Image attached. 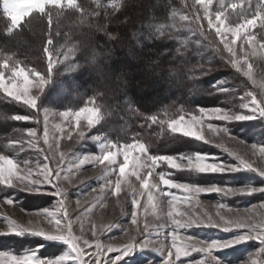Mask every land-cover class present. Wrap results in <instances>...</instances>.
I'll list each match as a JSON object with an SVG mask.
<instances>
[{"label":"snow or ice","instance_id":"snow-or-ice-1","mask_svg":"<svg viewBox=\"0 0 264 264\" xmlns=\"http://www.w3.org/2000/svg\"><path fill=\"white\" fill-rule=\"evenodd\" d=\"M13 0H3L2 10L4 16L9 21L7 32L11 34L14 30L19 29L26 21V18L32 17L33 14H39L41 17H46L49 27V36L44 47V53L47 56V70L41 72L37 68H31L23 65L20 61L12 60L10 56H6L0 60V93H3L2 98L10 99L27 110H32L26 115L13 114L10 119L15 122H32L35 124L41 123V114H43V143L49 149L55 145V152H46L40 146L41 136L37 135L36 128H28L23 131L26 136L21 135L18 138H12L8 142V149L16 154L24 151V145L33 149L37 153L35 162L31 158H27L23 163L8 155L0 154V185L5 188H15L21 192L29 194H47L57 198L55 210L42 209L34 212V215L41 217L47 221L49 227H40L32 222L28 224L17 223L16 220L5 217L7 221V229L0 231V236L15 235L23 237L31 235L36 238H41L47 241L63 242L68 251L53 260L40 259L36 252H31L21 256L0 253V264H113L112 259L103 261L101 258L105 253L116 252L118 255L115 260H120L123 256L131 254L136 245L133 238L122 249L111 244L104 245L100 242L95 228L91 230V236L95 239H90L85 235H76L73 229L72 217L68 213L66 204L67 195L60 185L57 183L60 180H67L68 176L62 175V168L59 165L64 161L65 154L60 153L59 159L56 158V152L59 151V139H64L63 133L65 129L60 128L62 135L57 139L49 134V120L55 119L57 116L64 120L67 127V139L72 138L73 125L79 126L80 121L84 118L87 121L88 129L100 123L101 120V105L84 106L77 111H64L55 113L48 110H41L39 107V97L44 92L46 85L49 84L56 58L59 57V51L54 47H49L53 44L51 29L53 25L52 9L56 10V15L59 16L67 9H76L81 13V21L84 18L92 15L98 16V11L89 12L81 5L76 3V0H41V2L30 9L16 10L10 5ZM95 2V0H94ZM213 0H192L188 12H180V19L185 21L183 27L187 28L191 35L196 36L199 40H195L197 45L201 42L200 38L207 41L213 46V51L220 56L236 73L246 77L253 87L264 89V82L257 84L254 79L253 65L249 58L255 57L259 53L264 52V0H219V6L212 7ZM199 5V7H197ZM100 5L97 3V8ZM114 9L119 5L113 4ZM186 7H189L186 5ZM177 13L173 11L172 19L174 20ZM203 21H207V30L203 27ZM259 32H256V29ZM98 30L105 31L110 39H115V36L108 34L106 28L101 26ZM158 34L163 36L166 33L163 28L158 29ZM214 34V37H213ZM57 35H59L57 26ZM259 37V39H258ZM219 43H216V40ZM222 45V47H221ZM227 54V55H225ZM206 74V72H202ZM221 84L226 82H220ZM35 89V91H33ZM219 92H229L231 89L218 87ZM249 98L248 102H243L244 98ZM241 107L247 109L248 115L236 114L226 109L221 108H199L195 111H190L181 108L178 118L166 114V119L158 120L157 115L146 116L147 121L151 124H159L163 128L166 123L167 129L173 134H180L186 138H192L196 141H201L208 144L210 141L206 138L205 127L208 133L213 135L222 134L230 139L237 140L232 137L226 127H217L206 121H246L253 120L257 117H264V92L257 95L256 92L246 90L241 97ZM92 104V100L88 101ZM198 113V114H197ZM190 114V118L188 117ZM78 141L85 139V132L81 130L77 134ZM99 139V137H93ZM240 143H244L241 142ZM224 148L223 144L216 145ZM253 150V155L259 154V157L264 160V145H250ZM151 145L147 141H142L139 134L134 137V142H109L104 145L103 150L98 155H88L85 157L89 163L105 165L104 173H118L117 179L114 181L113 195H119L122 184L131 185L129 177H135L139 182V187L130 186L131 204L133 211L131 214V223L137 224V208H144L151 211L158 219L161 213H165L166 219L171 227L165 235V239L170 238L169 244H161L156 250L164 256L163 264H220V261L213 255L214 251L222 250L249 240L257 241L261 247L258 249L257 255L264 254V213H251L249 209H245L246 215L241 218L239 215L234 218H226L219 211L217 217L219 220H214L207 213L204 216L207 219L201 218L196 212L190 216L178 210V201L181 197L173 194V189L180 190L184 196L183 201L186 204L196 208L199 204L198 197L200 194H225V195H252L256 192H264V188L255 189H237L233 190L228 187L219 185H194L186 182H176L167 170L157 172L156 169L161 165H167L168 169L180 171H188L195 174H225L235 173L242 170L256 172L264 178V167L255 166L253 162L245 159V157L237 152L230 151L224 148V151L233 157L238 163L236 165H226L224 162H218V158H211L209 161L208 154L196 153L192 156H169V155H154L149 149ZM43 155L45 163H39V156ZM122 156V163H119L117 158ZM49 161L55 163L56 167H49ZM186 161V163H185ZM82 163L84 161H81ZM158 177V182H151L153 176ZM45 185L51 186L52 191L45 189ZM111 180L106 181V186H112ZM163 186V187H161ZM146 199V204L141 205L140 200ZM196 200V203H193ZM4 202L12 205L16 203L14 198L5 197ZM217 209L226 208L230 212L239 213V209H232L224 203L216 204ZM259 208H264V203L257 205ZM26 211V210H25ZM165 225L156 227L157 239L159 238L160 230ZM192 227H208L217 228L228 232L233 230H243V234L233 239L228 243L224 242H201L195 237L187 234L181 235L179 230H188ZM149 225L144 224L142 231L148 234ZM140 231V229H138ZM141 247L144 242H141ZM42 247V246H41ZM86 249H94L87 251ZM38 251V249H37ZM192 253L201 254V258L194 261L182 260V257L191 256ZM89 258H85V257ZM251 264H257L253 259ZM259 264H264V259H260Z\"/></svg>","mask_w":264,"mask_h":264},{"label":"trees","instance_id":"trees-1","mask_svg":"<svg viewBox=\"0 0 264 264\" xmlns=\"http://www.w3.org/2000/svg\"><path fill=\"white\" fill-rule=\"evenodd\" d=\"M112 1L118 0H76L89 12L100 13L85 17L83 22L76 9L66 8L59 16L55 9L51 10L53 44L49 47L72 48L77 72L71 84L57 81L63 83L66 98L56 96L53 88L48 89L39 99V107L79 110L92 100L102 106L99 129L111 142H134L139 134L142 141L151 145L149 151L154 155L204 153L222 156L216 147L173 134L166 123L161 128L147 121L146 116L157 115L160 120L166 119V114L178 118L181 108L190 111L205 107L236 108L237 105L239 108L240 95L246 90L255 92V88L227 65L207 41L197 45L194 41L199 38L191 35L183 27L185 24L172 19L173 11L184 12L182 6L190 8L192 0H122L115 9L108 7ZM2 2L0 0V60L10 56L23 65L44 71L47 66L44 47L49 36L47 18L33 14L36 18H26L19 29L9 34V21L3 14ZM101 26L115 39L98 30ZM203 27L207 30L204 21ZM161 28L166 33L163 36L157 31ZM62 71L54 72V80H63ZM223 80L232 84L231 91H216ZM2 97L0 93V153L13 155L8 149L9 140L26 135L17 129L33 126L28 122L12 121L10 116L26 115L32 110ZM238 125L244 134L264 136V118L262 122ZM163 168L161 164L157 171ZM166 170L174 180L191 184H243L256 180L249 173L195 174L186 170ZM13 198L24 208H34L50 204L52 197L17 192ZM32 249H38L42 257L49 258L61 254L65 246L31 235L0 238V250L22 253Z\"/></svg>","mask_w":264,"mask_h":264},{"label":"rangeland","instance_id":"rangeland-1","mask_svg":"<svg viewBox=\"0 0 264 264\" xmlns=\"http://www.w3.org/2000/svg\"><path fill=\"white\" fill-rule=\"evenodd\" d=\"M99 2V0H97ZM122 0L112 1L108 4V7L113 8V4L120 5ZM41 0H13L10 5L12 8L19 9H30L37 6ZM227 2V0H225ZM256 0H253L255 3ZM107 5V4H106ZM182 6L184 12H188L189 8ZM219 0H213L212 7H218ZM199 7V5L197 6ZM183 12V11H182ZM177 15L175 17V21L181 24H185L186 22L180 19L179 11L176 12ZM204 24L207 26V21H204ZM258 29V28H257ZM256 29V30H257ZM255 30V31H256ZM214 36V34H213ZM203 43V39L199 44ZM222 46V45H221ZM211 49V48H210ZM60 53L59 57L56 58V63L54 66V71L51 77L49 84L46 85V88L39 99L43 96V94L48 89H52L56 92V96L61 98H66L67 93H65V88L62 85L68 83H72L76 72H77V64L75 63V52L72 48H60L57 49ZM209 50V49H208ZM212 50V49H211ZM250 63L253 65V73L254 79L257 81V84L264 82V52L259 53L255 57L249 58ZM58 69H63L61 72L62 79L58 78L54 80V72ZM47 66L44 71L46 72ZM60 76V77H61ZM247 80L246 77H244ZM57 81H65L62 84ZM222 82H226L223 84H218L216 88L224 85V88H230L232 90V84H229L226 80ZM252 85L251 82L248 81ZM253 86V85H252ZM64 88V89H63ZM35 91V89H33ZM217 91V90H216ZM255 92L257 95H260L264 92V89L259 87H255ZM3 94V93H2ZM237 94V93H235ZM243 95V93H242ZM240 97H242L240 95ZM249 98H244L243 102H248ZM96 105L93 101L92 104H87L86 106H94ZM41 110H48L55 113H60L64 111H77L71 109H57L55 107H40ZM209 108H219V107H205V109ZM221 109L229 110L230 112H235L236 114H250L247 109H243L241 106L238 108H230L225 107ZM198 114V113H197ZM102 117V112H101ZM186 118H190V115ZM264 117H257L253 120L246 121H206V123H212L217 127H226L228 132L232 137L237 140L230 139L228 136H223L222 134L213 135L208 133L207 128L205 127V135L206 138L209 139L208 145H212L221 151L222 156L209 155V161L211 162V158H218V162H224L226 165H236L238 162L231 157L228 152L224 151V148L229 149L230 151L237 152L245 157V159L254 163L255 166L264 167V160L259 157V154L256 153L253 155V150L250 145H264V136L254 135L252 133L245 134L240 129V123H250L252 121H261ZM43 114H41V123L35 124L30 123L31 126L37 129V135L41 136L40 146L44 148L46 152H55V145L53 144L52 149H49L47 145L43 143ZM102 123V118L100 123L94 126L92 129H88L87 121L82 118L79 126L73 125L72 127V138L67 139V123L59 118L58 116L53 120L50 118L49 120V134L51 136H55L57 139L62 135L60 128L63 127L65 132L63 135L64 139H59V151L56 152V158L59 159V154L64 153L65 159L59 165L62 168V175L68 176L67 180H60L57 183L60 185L61 189L66 192L67 199L66 204L68 206V213L72 217L73 229L76 235H85L90 239H95L91 236V230L93 227L95 228L99 240L104 245H113L120 249L126 246L133 238L136 241V245L133 248L132 252L128 256L121 257L120 260H115V257L118 255L116 252L105 253V255L101 258L103 261H107L108 259L113 260V264H163L164 256L161 252L156 249L161 246V244H169L170 238L168 240L165 239V235L168 231V228L171 225L168 223L166 219V210L165 213L160 214V218L158 219L155 215L151 213V211L146 210L144 208H137V224L133 225L131 223V214L133 211V207L131 204V191L130 186L135 185V187H139V182L136 181L135 177H129L128 179L131 182V185L122 184L121 192L119 195H113L112 192L114 190V181L117 179L118 173H104L105 165L101 164H92L85 160V157L88 155H98L102 152L105 144L111 142L106 138V136L100 131L99 126ZM244 125V124H242ZM167 128V125H165ZM32 127V128H33ZM83 130L85 132V139L83 141H78L77 134ZM179 135V134H178ZM26 136V135H25ZM182 136V135H181ZM93 137H99V139H93ZM194 140V139H193ZM244 142V143H240ZM201 142V141H198ZM131 143V142H130ZM203 143V142H201ZM223 144L224 148L217 147L216 145ZM1 154V153H0ZM193 155V154H192ZM191 155V156H192ZM17 159L19 162L23 163V161L27 158H31L33 162L37 159V153L29 148L27 144L24 145V151L16 154L13 152V155H8ZM119 163H122V156L117 158ZM81 161H84L83 163ZM39 163H45L43 155L39 156ZM186 163V161H185ZM164 165V170L168 169L167 165ZM57 165L51 161H49V167H56ZM158 168L156 169V171ZM172 171H180L175 169H169ZM159 172V171H157ZM238 173H249L256 180L254 182H248L243 184H237V182L232 184H219V183H207V184H194V185H219L221 187H228L233 190L237 189H247V188H255L260 189L264 188V178L258 175L256 172L249 170H242L235 172L233 174ZM226 174V173H225ZM173 179V178H172ZM111 180L113 182L112 186H106V181ZM174 180V179H173ZM176 181V180H174ZM151 182H158V177L155 175L151 178ZM180 182V181H176ZM187 183V182H186ZM191 184V183H189ZM46 190L52 191L53 189L49 185L44 186ZM163 187V186H161ZM20 192L22 194H29L26 192H21L15 188H5L4 185H0V231H5L7 229V221L5 217L9 219L16 220L17 223L20 224H28L32 222L35 225H39L40 227H49L47 221L43 220L41 217H37L34 215L35 211L42 209H50L55 210V206L57 204V198L51 195L50 204L41 207L34 208H24L22 203L16 201V203L9 205L4 202L5 197L13 198V194ZM173 194L181 197L178 201V210L185 213L186 216H190L193 212H196L201 218L207 219L204 216V213H207L208 216H211L214 220H219L217 217V211L221 213L226 218H234L239 215L243 218L246 213L245 209H249L251 213H264V208H259L257 205L264 203V192H256L252 195H225V194H200L198 197L199 204L196 208H193L191 205L184 203L183 196L184 194L178 190L173 189ZM29 195H37V196H45L47 194H29ZM193 203H196V200H193ZM224 203L232 209H239V213L230 212L226 208L217 209L216 204ZM140 204H146V199H141ZM26 210V211H25ZM147 223L149 225L148 234H145L142 229L144 228V224ZM165 225L163 229L160 230L159 238L157 239V232L155 231L156 227L159 225ZM140 229V231H138ZM243 230H233V231H222L217 228H208V227H192L188 230L180 229L179 232L181 235H189L197 238L201 242H224L228 243L233 239H236L240 235L243 234ZM12 235H5L1 237H8ZM55 242V241H52ZM141 242H144V246L141 247ZM65 246V250L55 257L44 258L40 255L39 250L32 249L26 250L22 253H12L8 251L0 250V253L3 254H11L15 256H21L24 254H28L31 252H36L38 258L40 259H48L53 260L64 255L68 249L67 246L63 242H56ZM261 245L254 240H249L247 242H242L230 247H226L219 251H214L213 255L216 259L220 261V264H251V261L255 259L257 264H259L260 259H264V254L257 255L258 249ZM94 249H86L87 251H93ZM86 259L89 257H85ZM201 258V254L192 253L191 256L182 257V260L194 261ZM183 264V262H182Z\"/></svg>","mask_w":264,"mask_h":264}]
</instances>
